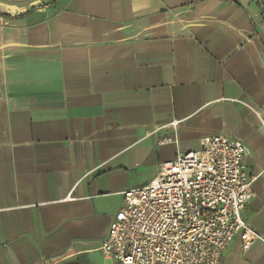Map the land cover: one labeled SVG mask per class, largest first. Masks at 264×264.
<instances>
[{
    "label": "crops",
    "instance_id": "1",
    "mask_svg": "<svg viewBox=\"0 0 264 264\" xmlns=\"http://www.w3.org/2000/svg\"><path fill=\"white\" fill-rule=\"evenodd\" d=\"M212 135L248 147L264 238V0H0V264H113L123 192Z\"/></svg>",
    "mask_w": 264,
    "mask_h": 264
},
{
    "label": "built area",
    "instance_id": "2",
    "mask_svg": "<svg viewBox=\"0 0 264 264\" xmlns=\"http://www.w3.org/2000/svg\"><path fill=\"white\" fill-rule=\"evenodd\" d=\"M248 155L240 140L212 135L160 163L146 185L123 192L99 250L113 264H221L238 235L246 251L264 239L242 217L252 198Z\"/></svg>",
    "mask_w": 264,
    "mask_h": 264
},
{
    "label": "rangeland",
    "instance_id": "3",
    "mask_svg": "<svg viewBox=\"0 0 264 264\" xmlns=\"http://www.w3.org/2000/svg\"><path fill=\"white\" fill-rule=\"evenodd\" d=\"M102 253V252H101ZM97 258V262L96 263H87L85 260L87 259L86 256L84 257H77L79 263L78 264H101V257H100V253L97 252L96 254H94ZM103 255V254H102Z\"/></svg>",
    "mask_w": 264,
    "mask_h": 264
},
{
    "label": "trees",
    "instance_id": "4",
    "mask_svg": "<svg viewBox=\"0 0 264 264\" xmlns=\"http://www.w3.org/2000/svg\"><path fill=\"white\" fill-rule=\"evenodd\" d=\"M21 16H23V15H21Z\"/></svg>",
    "mask_w": 264,
    "mask_h": 264
}]
</instances>
